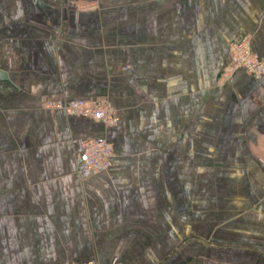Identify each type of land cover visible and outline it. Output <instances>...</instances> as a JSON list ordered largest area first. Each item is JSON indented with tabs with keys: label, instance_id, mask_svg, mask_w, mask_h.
I'll return each mask as SVG.
<instances>
[{
	"label": "crops",
	"instance_id": "1",
	"mask_svg": "<svg viewBox=\"0 0 264 264\" xmlns=\"http://www.w3.org/2000/svg\"><path fill=\"white\" fill-rule=\"evenodd\" d=\"M244 38L264 0H0V264H264V75L218 81ZM74 99L119 122L44 108Z\"/></svg>",
	"mask_w": 264,
	"mask_h": 264
},
{
	"label": "built area",
	"instance_id": "2",
	"mask_svg": "<svg viewBox=\"0 0 264 264\" xmlns=\"http://www.w3.org/2000/svg\"><path fill=\"white\" fill-rule=\"evenodd\" d=\"M96 8V4L81 5L79 9ZM230 61L221 70L219 83L224 85L238 70L244 69L254 78L264 75V58H259L252 50L249 38L231 42ZM45 109L60 110L68 116L90 119L102 123L107 129L114 127L118 121L117 110L106 99L87 101L74 99L66 102H51L44 104ZM112 143L105 136L88 137L78 141V162L88 171L98 173L109 168L115 151ZM55 264H99L95 259L66 260ZM111 264H120L111 262Z\"/></svg>",
	"mask_w": 264,
	"mask_h": 264
},
{
	"label": "rangeland",
	"instance_id": "3",
	"mask_svg": "<svg viewBox=\"0 0 264 264\" xmlns=\"http://www.w3.org/2000/svg\"><path fill=\"white\" fill-rule=\"evenodd\" d=\"M219 75H220V73H219ZM218 79H219V76H218ZM78 160V159H77ZM263 162H264V160H262Z\"/></svg>",
	"mask_w": 264,
	"mask_h": 264
}]
</instances>
